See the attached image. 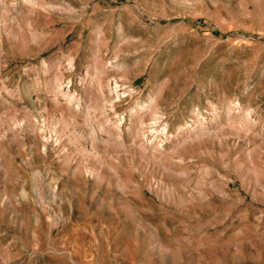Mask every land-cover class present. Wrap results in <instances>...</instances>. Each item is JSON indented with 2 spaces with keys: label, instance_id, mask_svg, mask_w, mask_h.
<instances>
[{
  "label": "rangeland",
  "instance_id": "1",
  "mask_svg": "<svg viewBox=\"0 0 264 264\" xmlns=\"http://www.w3.org/2000/svg\"><path fill=\"white\" fill-rule=\"evenodd\" d=\"M0 39V264H264V0H0Z\"/></svg>",
  "mask_w": 264,
  "mask_h": 264
},
{
  "label": "bare ground",
  "instance_id": "2",
  "mask_svg": "<svg viewBox=\"0 0 264 264\" xmlns=\"http://www.w3.org/2000/svg\"><path fill=\"white\" fill-rule=\"evenodd\" d=\"M43 5H45V4H43ZM1 47H2V41H1V39H0V49H1ZM3 50V49H2ZM59 77V76H58ZM61 87V86H60ZM60 87H59V89H57L55 92H56V94H59V95H62V96H64V97H66V98H68V99H70V100H72V99H74V98H76L75 97V93L74 94H71V93H69L68 91H62V90H60ZM57 88V87H56ZM55 88V89H56ZM53 92V91H52ZM54 94V93H53ZM71 102V101H70ZM79 105V104H78ZM77 105V106H78ZM196 113V112H195ZM155 115H157V114H155ZM60 117H62V116H60ZM65 118V117H64ZM62 121V123L64 124L63 126L65 127V128H69L68 126H70L71 124V122L70 123H68L67 122V120H66V118L65 119H62L61 120ZM63 127V128H64ZM94 129V128H93ZM96 129V128H95ZM94 129V130H95ZM94 133V132H93ZM94 135H95V133H94ZM82 136V135H81ZM95 138H96V136H95ZM52 140V142H54L53 144H57L58 142H61V141H59L58 139H53V136H51V138H49V139H47V141L48 142H50ZM97 141V140H96ZM46 142V141H45ZM93 144H94V142H92ZM95 145V147H96V144H94ZM58 147V146H57ZM39 180V179H38ZM40 186V185H39ZM40 188V187H39ZM53 189V188H52ZM53 193H54V189H53V191H52ZM24 193V192H23ZM22 194V193H21ZM53 195H55V194H53ZM24 196H26V192H25V195ZM40 197V196H39ZM38 197V198H39ZM51 198V197H50ZM52 200V199H51ZM61 221V220H60Z\"/></svg>",
  "mask_w": 264,
  "mask_h": 264
}]
</instances>
